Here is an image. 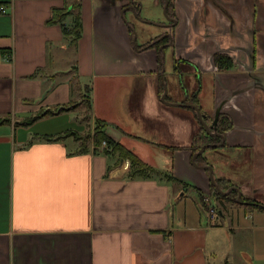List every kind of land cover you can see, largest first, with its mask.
<instances>
[{
    "label": "crops",
    "instance_id": "0c3cea01",
    "mask_svg": "<svg viewBox=\"0 0 264 264\" xmlns=\"http://www.w3.org/2000/svg\"><path fill=\"white\" fill-rule=\"evenodd\" d=\"M125 2L0 0L6 9H0V118L11 117L0 124V264H264V210L225 203L212 220L203 202L212 195L211 180L192 184L169 175L160 161L175 150L185 156L203 126L195 109L181 106L192 124L183 144L181 133L175 140L160 132L148 136L159 141L152 164L128 148V134L112 121L138 127L130 98L141 75L162 80L158 49L170 38H159L170 32L173 44L162 49L164 75L187 90L167 99L196 100L210 120L220 110L230 122L227 144L205 157L217 178L264 205V0H170L168 14L177 23L170 29L155 24L154 33L143 25L139 34L143 44L158 37L149 45L156 58L142 44L135 49L130 24L136 30L140 20L127 12L125 22ZM139 2L141 16L146 3ZM58 9L71 12L62 23L51 20ZM158 10L148 19L169 23ZM77 16L81 36L73 40L64 27L71 30ZM218 52L233 64L217 67ZM84 77H91L93 133L96 119L105 120L106 134L139 156L148 177H132L131 160L105 153L106 141L97 147L93 137L84 144L75 136H39L83 133L79 109L19 123L80 100ZM158 102L167 121L175 111ZM164 130L174 135V128ZM216 162L237 169L220 167L216 174Z\"/></svg>",
    "mask_w": 264,
    "mask_h": 264
},
{
    "label": "rangeland",
    "instance_id": "374dc122",
    "mask_svg": "<svg viewBox=\"0 0 264 264\" xmlns=\"http://www.w3.org/2000/svg\"><path fill=\"white\" fill-rule=\"evenodd\" d=\"M146 3L145 8L146 11L144 14L141 15L140 22H138V28H136V33H137V44H142L140 48H145V53L146 54H152L154 58H156V49L153 46L147 45L148 43L143 44L144 39L143 37L145 36H140L143 32L142 28L143 25L145 26V29L150 30L152 33L156 31V26L154 23H158V21H154L152 19H148V15L150 13H155L157 7H160V10H158L161 14V16H165L167 18V15L164 12V5L162 4L161 0H144ZM143 23V24H141ZM139 38V39H138ZM181 77V76H180ZM91 77H84L82 79V83L86 84L89 82ZM153 78V77H152ZM151 77H140L137 78V84L135 88V92L133 93L132 97L130 98V102L132 104L131 111L133 117L136 119L137 128L133 127H125L122 126L121 123H116L114 119L112 121L120 127V129L128 134L129 140L127 141V146L128 148L132 149L134 152L138 150V154L141 159L145 160L148 164H152L154 161L155 157L153 156L154 150L157 146V141L156 139L154 141H151L148 139V136H152L151 134L156 135L157 132H160V134H163L165 137H168L171 140H175L177 133H181L182 137L180 138V143L183 144L185 142V136L183 133L185 131L189 130L191 128V119L188 116L187 113H189L186 108H183L181 106H171L169 105L170 109H173L175 112H173L170 116L169 119H166L167 121H162L161 116L164 114L162 110L160 111L161 113L158 114V106H160L158 100H161V95H159L158 92V84H163V79H158V78H153ZM165 83L168 88V96L169 98H173L174 92L176 91H181V93H185L187 88L185 89V86L182 84V82H175L171 81L168 76L164 75ZM187 85H191L193 82L191 80H187ZM186 85V84H185ZM186 85V86H187ZM83 92V91H82ZM192 94V93H191ZM169 101V100H168ZM154 102V103H153ZM161 102H163L161 100ZM172 103H180L176 101H169ZM167 105V104H166ZM80 111V115L82 117V120L86 122V126L84 127L83 133L78 132V134H90L92 135L93 133V128L91 125V120L89 119V111L87 107H79L78 108ZM162 109H167L162 108ZM210 116L212 117L214 111L213 109H210ZM185 113V114H184ZM0 117H2L0 115ZM4 117V116H3ZM11 118V117H9ZM11 123V122H10ZM165 124V126H164ZM170 129L174 128L175 132L172 131V134H169L167 130H164V128ZM202 127V126H201ZM202 129V128H201ZM164 130V131H163ZM201 132V130H200ZM150 134V135H149ZM191 142V141H189ZM149 151L152 152V154L149 153ZM186 154L184 157H182L183 151L175 150L173 152H170L168 157H162L160 160L162 163L168 164V174H174V176H179L183 180H186L188 182H191L192 184H196L197 180H199L200 177H204L206 180L210 179V173L207 169L198 167L195 165L192 161V150L191 149H186ZM209 151V150H208ZM160 162V163H161ZM161 163V164H162ZM216 174H219V169L220 167H225V169L229 170L231 169L232 171H235L237 167L232 164L231 166L228 164H225L224 166H219V162H216ZM214 164V165H215ZM224 164V163H223ZM248 188V187H247ZM238 198V197H237ZM215 204H219V201L214 200ZM223 206L225 204H222ZM233 216V213H231V217Z\"/></svg>",
    "mask_w": 264,
    "mask_h": 264
},
{
    "label": "trees",
    "instance_id": "16d2710c",
    "mask_svg": "<svg viewBox=\"0 0 264 264\" xmlns=\"http://www.w3.org/2000/svg\"><path fill=\"white\" fill-rule=\"evenodd\" d=\"M170 10V9H169ZM71 12L68 11V9H58L55 11L54 17H52V21L55 22H63V17L66 15H69ZM174 15V14H173ZM66 30V33L68 35H72L74 38L73 40H77L81 35H80V28H81V21L80 18L77 16L75 21H74V26L70 29L67 30L66 27H64ZM69 31V32H68ZM215 63L217 67L219 68H228L233 64V60L231 57H229L226 54L222 53H217L215 55ZM163 91V87H161V92ZM91 101H92V86L89 84H86L83 88L82 92V97L80 100H72L69 103L61 104L54 106L53 108L43 110L38 114H35L31 117L28 118H23L19 121V123L24 124V125H31L33 122H35L37 119L40 117L48 116V115H54L57 113H63L65 111H71L75 110L78 108L80 105H84L87 107L88 111L91 109ZM196 101V100H193ZM6 122H11V118L9 117H4L0 118V124H4ZM107 125V122L105 120L101 119H96V124L94 128V133L92 135L87 134H78L77 131L75 130H67L64 133H59L56 135H39L41 138L46 139V140H61L65 136H75L78 139H82L84 141V144H86L92 137L94 140V144L99 147L102 145L103 141H106L108 143L107 148L104 149L105 153H110V152H119L120 157L123 159L129 158L131 160V164L133 167V172L131 174L132 177H134L137 174H141L145 177H148L149 173L147 165L139 158L138 155H136L132 150L126 148L124 145H122L119 142H116L113 140L111 137H109L106 132H105V127ZM230 127V122L227 120L226 117H221L219 119V124H218V130L221 132H224L227 128ZM205 127L202 126L201 132L197 133L194 138L192 143L189 145V149L192 150V153L194 154L197 150H199L203 145H208L207 149L203 154H200L196 161L199 164H207L209 163L207 158L205 157V153L208 150H214L216 148H212L211 144L219 143L222 141L220 137H215V136H210L206 133ZM83 144V145H84ZM173 178L172 176H170ZM218 183L223 189H228L231 187L233 184L231 181L227 178H217ZM186 185V184H184ZM210 190L212 193V198L214 200L219 201V204L216 205L215 207L219 210H223V205L225 203H229L231 206H246L249 208H258L261 210H264V205L259 203L257 200H248L245 199L244 196H242L241 200L247 201L248 203H244L243 201L238 200V191L233 190L231 193L224 195L221 194L211 183ZM203 198V202H204ZM205 203V202H204ZM206 205V203L204 204Z\"/></svg>",
    "mask_w": 264,
    "mask_h": 264
},
{
    "label": "water",
    "instance_id": "95a60500",
    "mask_svg": "<svg viewBox=\"0 0 264 264\" xmlns=\"http://www.w3.org/2000/svg\"><path fill=\"white\" fill-rule=\"evenodd\" d=\"M132 1V5H129V6H126L123 8V11H122V15L123 17L125 18V22H128V18L127 16L125 15L129 10L133 12V15L137 18V19H140V16H139V12L137 11L135 5L133 4V0ZM165 1V5H164V12L165 14L167 15V20L169 21V23H154V24H157L161 27H164V28H172L176 23H177V20L173 17H171L169 14H168V7H169V3H170V0H164ZM131 26V25H130ZM132 27V26H131ZM132 30H133V33H134V36H133V43H134V47L135 49H138L139 50V46L137 44V33H136V30L135 28L132 27ZM165 37H169L170 38V43L169 44H166L162 47H160L158 49V52H159V57H160V62L162 64V79H163V93L161 94V100L168 104V105H174V106H188V107H191L193 109H195L196 113H197V116L199 118V120L202 122L203 126L205 127V129L208 131V133L212 136H215V137H220L222 139V141L220 143H215V144H211V147L213 148H216L214 149L213 151H218L219 150V147L221 146H224L225 144H227L226 142V135H225V132H219L218 131V128H217V125L219 123V119H220V110L217 109L216 111V114L214 116V119H213V122L211 124H209L208 122V118L207 115L202 111V109L195 103H172V102H169L168 101V88H167V85L165 83V79H164V74H165V66L163 64V56H162V49L165 48L167 45L169 46H172L173 44V40H172V34L170 32H167V33H164L159 39H163ZM155 43V42H153ZM152 44V43H151ZM150 44V45H151ZM208 145H203L198 151H196L194 154H193V157H192V160H193V163L195 165H197L198 167H201V168H204V169H207L210 173V180H211V183L214 185V187L221 193V194H224V195H227L229 193L232 192V190H237L238 191V200L239 201H242L241 200V197H242V192L241 190L237 187V186H231L230 188L228 189H223L220 184L218 183L217 181V177L215 175V170H214V167L213 165H211L210 163H207V164H199L197 163L196 159L197 157L200 155V154H203L204 151L207 149ZM183 194V192L181 193V195ZM244 203H248V201H243Z\"/></svg>",
    "mask_w": 264,
    "mask_h": 264
},
{
    "label": "flooded vegetation",
    "instance_id": "af4514ba",
    "mask_svg": "<svg viewBox=\"0 0 264 264\" xmlns=\"http://www.w3.org/2000/svg\"><path fill=\"white\" fill-rule=\"evenodd\" d=\"M126 2H125V4H124V7H126V6H129V5H132V1L131 0H125ZM133 4L135 5V7H136V9H137V11L139 12V10L141 9V6H143V4H142V2H139V0H133ZM128 12H131V14H132V17L134 18V19H137L134 15H133V12L132 11H128ZM139 16H140V12H139ZM140 19H141V16H140ZM131 26H133L132 25V23L130 24ZM132 28V27H131ZM133 28H134V26H133ZM158 39V37H154V39H152L147 45H149V44H153V46L154 45H156V43H153V42H155V40H157ZM151 44V45H152ZM218 53H222V54H228V53H226V52H218ZM162 65V64H161ZM215 65H216V63H215ZM217 66V65H216ZM193 101V100H192ZM193 103H196L195 101H193ZM199 106V105H198ZM208 122H209V124H211L212 122H213V120H210L209 118H208ZM201 122V121H200ZM202 124V123H201ZM219 124V123H218ZM203 125V124H202ZM217 128H218V125H217ZM219 131V130H218ZM226 131V130H225ZM219 132H221V131H219ZM220 143V142H219ZM198 151V150H197ZM205 152V151H204ZM232 186H234V185H232ZM230 188V187H229ZM233 191V190H232ZM242 198V197H241ZM242 201H244V200H242Z\"/></svg>",
    "mask_w": 264,
    "mask_h": 264
},
{
    "label": "built area",
    "instance_id": "2783aa9c",
    "mask_svg": "<svg viewBox=\"0 0 264 264\" xmlns=\"http://www.w3.org/2000/svg\"><path fill=\"white\" fill-rule=\"evenodd\" d=\"M0 9H1L3 12L6 11L4 5H1V6H0ZM104 143H105V142H104ZM204 200H205V202L207 203V206H208L207 209H208V211H209V213H210L211 219L214 220V219L217 217V215L219 214V213H218L219 211L216 209L215 205L212 204L211 196H206V197L204 198Z\"/></svg>",
    "mask_w": 264,
    "mask_h": 264
}]
</instances>
